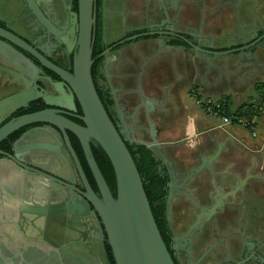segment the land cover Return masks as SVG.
<instances>
[{
  "label": "flooded vegetation",
  "instance_id": "af4514ba",
  "mask_svg": "<svg viewBox=\"0 0 264 264\" xmlns=\"http://www.w3.org/2000/svg\"><path fill=\"white\" fill-rule=\"evenodd\" d=\"M200 1L204 8L196 15L202 28L206 2ZM247 1L251 0H218L215 6L221 11L223 4L230 5L236 13L237 6ZM184 2L190 4L188 0H92L87 12L86 0H0V101L21 91L32 96L25 105L12 111L0 108V128L24 114L44 109L59 110L63 116L84 124L79 118L82 109L70 83L47 64L73 75L75 56L88 35L93 83L109 117L127 144L145 146L156 159L155 170L163 181V194L155 205L164 215L162 238L168 251L175 264H182V259L185 264H209L207 260L217 259L213 249L226 239L208 242L210 237L218 235L216 216L236 213L239 207L243 211L254 209V205L248 204L251 181H258L260 175L252 173V163L238 165L233 159L224 165L220 163L223 152L234 140L231 135L220 139L216 134L206 133L184 152L170 151L173 143L188 138L182 136L171 141L169 136H162L182 116L175 86L180 87L183 76L172 73L168 61L162 62L151 80L156 94L145 92L143 76L155 59L169 58L172 52L180 51L184 58L194 57L190 67L187 62L183 64L187 73L185 81L192 79L198 85L205 84L206 73L214 71L211 83L222 85L232 80L243 83L264 70V26L241 18L235 22L233 34L208 38L202 30L184 32L169 21L170 13L175 16L183 11ZM112 4L117 7L113 8ZM197 7L195 1L189 9L196 12ZM206 7L209 12L216 9ZM114 19H119L116 30L112 26ZM169 29L175 34L155 33ZM177 31L199 45L212 43L216 50L229 51L214 54L209 60L205 53L179 37ZM143 32L146 34L137 35ZM10 35L20 38L24 46L12 44L7 39ZM150 39L154 42L140 51V42ZM126 44L133 55L134 68L130 71L124 67ZM237 47L243 48L235 50ZM198 62H203V66H197ZM208 88L212 89L205 87ZM40 93L53 96L54 104H47ZM67 134L75 150L72 139L76 137L69 130ZM154 139L158 146L143 143ZM31 140L45 144L29 146L27 141ZM217 149L219 153L212 157ZM199 165L200 170L185 179ZM85 175L95 195L102 200L92 175L91 178L86 172ZM0 183L20 199L16 205L0 194V211L5 206L3 203L9 202L5 207L9 215L0 216V239L4 244L1 247L11 260L8 264H116L105 226L93 202L84 195L86 189L59 128L43 121L33 122L2 138ZM22 201L33 206L32 210L22 209ZM56 205L60 209L57 213ZM213 205L215 210L207 214ZM39 208L45 210L37 213L34 209ZM198 219L199 224L192 228ZM212 220L211 231L207 236L202 234ZM263 225L258 221L252 225L254 239L262 238L260 243L250 241V236L239 238L246 246L235 256L240 258L230 264L259 257L258 247L264 246ZM245 228L246 223L243 231ZM230 250L224 246L217 264L230 260ZM258 260L264 264V259Z\"/></svg>",
  "mask_w": 264,
  "mask_h": 264
},
{
  "label": "water",
  "instance_id": "95a60500",
  "mask_svg": "<svg viewBox=\"0 0 264 264\" xmlns=\"http://www.w3.org/2000/svg\"><path fill=\"white\" fill-rule=\"evenodd\" d=\"M91 1L92 0H86L87 12L91 5ZM87 24H89V22H87ZM165 32L175 34L171 29L167 31L158 30L155 33L162 35ZM176 33L179 37L183 38L188 45L205 53V58L209 60L210 58H213L214 54L229 51L227 49L222 51L216 50L212 43L206 44L204 42L199 45L186 38L180 32L177 31ZM145 34L146 32L137 35ZM8 37L9 38L7 39H9L12 44L19 47L24 46L20 38L17 36L10 35ZM128 38H125L124 40ZM204 39L208 40L206 38ZM8 47L13 51L11 46ZM241 48L243 47H237L235 50ZM47 65L61 74L70 83L82 109V115H80L79 118H81L84 124H78L63 116L59 110L44 109L24 114L3 125L0 128V140L15 129L33 122L43 121L59 128L64 136L65 145H67V148L71 153V157L84 184V188L86 189L84 195L93 202L105 226L116 264H175L153 217L144 190L142 177L127 147L125 138L121 135V131L118 130L109 117L94 86L91 75L92 58L88 35L84 41L81 42L75 56L73 75L67 74L63 72V70L49 64ZM39 96H41L47 104H54L53 102L56 100L53 96L47 95L46 93H40ZM30 99H32V96L28 92L21 91L1 100L0 108L12 111L25 105ZM55 104L59 105V103ZM67 130L71 131L79 141L85 161L101 194L102 200L95 195L89 185L80 160L69 141ZM34 142L35 141L33 140L29 142L27 141L29 146L45 144L43 142L41 144ZM91 143L99 145L111 163L115 178V196L112 195L109 186L96 163L91 150ZM143 143L150 147L159 145V142L156 139L151 143ZM61 146H64V144H61ZM218 153L219 149L216 150L212 157H215ZM200 168L201 165L192 169L185 179L193 175L194 172L199 171ZM0 194L7 201H12L16 203V205L20 202V199L13 197L1 185V183ZM8 203L9 202L3 203L5 206H3V210L0 211V216L3 218H6L9 215L8 211L5 209ZM82 204L85 207L87 205L85 201H82ZM58 206L59 205H56V207H54L56 213L60 210L57 208ZM21 207L25 211H30L33 206L22 201ZM34 210L38 213L40 210L43 212L45 209L39 208ZM214 210L215 205L209 208L207 214ZM3 222L5 224L6 220L4 219ZM199 222L198 219L192 228L196 227ZM2 230L4 231V229ZM1 245L4 244H2V240L0 239V264L11 263L10 258L3 252ZM105 257L106 256L103 253V258L106 260Z\"/></svg>",
  "mask_w": 264,
  "mask_h": 264
},
{
  "label": "rangeland",
  "instance_id": "374dc122",
  "mask_svg": "<svg viewBox=\"0 0 264 264\" xmlns=\"http://www.w3.org/2000/svg\"><path fill=\"white\" fill-rule=\"evenodd\" d=\"M188 1L190 4L187 9L185 7L187 6V3L186 2L183 3L182 13L186 14V16H189L193 20H195L197 19L196 14H200L202 9L204 8L203 3L200 0H195L198 2V7H197L196 12H192L189 8L191 7V4L193 3L195 4V1L194 0H188ZM204 1L206 3H205V9L203 11L204 12L203 19L208 24L206 31L207 32L211 31L212 33H214V35L222 34V33L231 34L235 30V26H236L235 22H238V19L240 20L241 18L246 19L247 22L257 21V26L259 25L264 26V0H251L247 2H241L237 6L236 13L231 9L230 5L224 6L223 4V7H222L223 9L221 11L220 9H217L215 5L217 4L218 0H204ZM209 5L212 6L213 9L214 8L216 9L214 11L211 10L209 12L206 7ZM153 42H154L153 39L152 40L151 39L142 40V42H140L139 44L141 48L140 51L146 47H149V45L152 44ZM125 50H128L129 52H131L127 44L125 45ZM131 57H133V55H131ZM190 57H191V61H194V57H192L191 55ZM163 58H165L166 60H170V59L172 60V58H175V57L174 55L171 54L169 55V58L168 56H163ZM175 60H178L179 63H181L180 57ZM172 63L175 65L174 67H172L173 65ZM180 65L183 68V65L182 64ZM176 66L177 64H175V62L169 61L168 69H170V71L174 74L181 73V75L183 76L181 77V82H182L181 84L183 85H180V87L177 90H180L183 86H185L182 89L183 92L181 90L180 93L184 95L183 96L184 104L187 106L185 108V113L191 116L195 115L194 119L196 121V127L198 131L195 137L198 138L200 135H203V132L200 130L207 124L205 123L203 118L200 116V113L196 109H194L192 105L188 104V102H190L193 105H195L193 94L201 95V93L198 92L199 90H195V88H193V87H198L197 86L198 83H194L192 79H190L189 81L188 80L185 81L186 78L184 77L186 76L187 73L184 72V68L183 69L178 68L179 66L176 68ZM154 67L155 66H152V69H150L151 75H153V78L156 76V71ZM133 68H134V64L131 63L130 69L128 71L132 70ZM263 83H264V70L257 77L248 78L243 83H240L239 81L233 82L232 80L230 83L226 82L220 85V87L213 89L215 91L212 92L214 94V95L212 94L213 95L212 97L214 96L227 97L228 100L230 98L231 106L238 105L244 102H252V101L257 103L259 102V96H261L257 90V85H261ZM206 90H209V89H206ZM235 92L237 93L235 94ZM244 92H245V95L243 94ZM205 94H209V92L207 93L205 91ZM232 96H233V99H231ZM185 97L188 98L187 103H186ZM245 98H247V101L244 100ZM213 118L214 120L217 119L216 117H213ZM183 123H185V121H183ZM259 123H260V129L255 138L247 135V133H239V135L237 136L236 134L233 133V135L236 136L234 139L235 141L233 140L232 145L228 147L227 150L229 153L228 154L226 153V156L225 157L222 156L220 159L221 164L229 162L230 161L229 159H233V161L235 160L234 162H237L236 164L238 165L240 164L243 165L244 163H247L248 165L250 163L254 164L252 173H257L260 175V179L258 181H254V180L251 181L252 193L249 195L248 204L254 205V209L245 208V211H243L242 208L239 207L236 210V213L224 214V215L221 214V216L220 215L216 216L215 223H216V227L218 228V235L216 236L213 235L215 238L210 237L208 242H213L216 238L220 239V238L226 237V239L222 242V245L213 249L214 257H217V259L207 260L206 263L211 262L209 264H212V263L217 264L218 261L221 260L222 258L224 246H226L227 248L229 247L231 248L230 250L231 258L225 264H230L232 262H235L238 258H240V255L236 258L235 256L238 253H240L243 247L246 246V244H244L239 239L240 237L245 238L244 235L247 237L250 236L252 238L251 239L248 237L250 241L252 240V241H255L256 243L258 242L260 243V241H262V238H258V240L254 239L255 236H254V232L252 231L253 229L252 225L254 221H258L260 225L264 223V112L261 114ZM226 134H229V133L226 132ZM242 211L244 213H242ZM241 219H245L246 222L242 221ZM213 223H214L213 220L208 222L205 225V228L202 234L207 236V233L211 231L210 229ZM245 223H246V228L243 231L242 228L245 225ZM228 234H232V235H228ZM257 251H258L259 257H255L256 259L254 260L249 259L246 262L244 261L243 263H241L240 261L237 264H259L258 259L260 260L261 258L264 259V246L260 245ZM182 264H185V260L183 259H182Z\"/></svg>",
  "mask_w": 264,
  "mask_h": 264
},
{
  "label": "crops",
  "instance_id": "0c3cea01",
  "mask_svg": "<svg viewBox=\"0 0 264 264\" xmlns=\"http://www.w3.org/2000/svg\"><path fill=\"white\" fill-rule=\"evenodd\" d=\"M111 6L113 8H116L117 7L116 5H113V4ZM188 6H189V4L187 6H185L186 9L188 8ZM169 21H171L175 25L179 26V28H181V30L184 31V32H189V31H192V30H196V31L197 30L198 31H201L202 30L201 32L204 34L203 35L204 37L211 38V37H214L215 36L214 33H212L211 31L210 32H207L206 31L208 24L206 23L205 20H203L204 25L201 28L199 26V23H198L199 20L198 19L193 20L191 17L186 16V14H183L182 12L179 15H175V16H173L170 13ZM118 25H119V19H114L112 21V26H113V28L115 30H116V28H117ZM123 52H124V55H125V57H124V67H125L126 71H128L130 69L131 63H133L132 62V57H131V52H129L128 50H125ZM171 54L174 55V57H175V58H172V60L171 59L170 60H166L165 58L160 57L157 60L153 61L150 65L147 66V68H146L147 71L145 72V75L143 76V82L142 83H143V87L145 89V92H147L148 94H156V92H157L156 89L153 86L154 85L153 82L151 81V80L154 79V78L152 79L153 76L151 75V70H150V69H152V66H155L154 68L156 69V67L157 66L159 67L160 64H162V62L173 61V62H175V64H177L176 68L179 66L178 68L183 69L184 67L182 68V66L180 64L183 65L184 62H187V63L191 62V57L188 56L187 58H184V56H183L184 54L182 52H180V51H174ZM179 57H180L181 63H179L178 60H175V59H178ZM178 63H179V65H178ZM188 65H189L188 67H190L191 63H189ZM174 66L175 65L173 64L172 67H174ZM197 66L202 67L203 66V62H198ZM211 69L213 70V68H211ZM206 74L207 75H206V79H205V84L204 83H199V85H197L198 86V89L197 90L200 91L201 96L202 95H209V96L211 95V96H213L214 94L212 92L215 91L213 89L220 87V83H217V84L216 83L215 84L214 83H211L213 81V78H214V71H211V72L209 71ZM206 82H208V83H206ZM181 83L182 82H180L178 85H182ZM184 87L185 86H183L180 90H177V94L180 96L181 105H182V108H183L182 116L180 118L178 117L177 118V121L173 122V125L169 126L168 127L169 129L165 130L164 133H162L163 134L162 136H167V137L169 136V139H172L171 141H177V139H179L182 136H187L188 138H187V141L184 139V140H178L177 143H173L169 147L170 148V151H172V150H178V151H183L184 152L185 150H187V147L192 146L193 143L196 140L199 141L202 138H204V136L206 135V133L216 134V135H218V137L220 139H224L229 134L230 135L232 134V138L235 139V137L237 135H239V133H247V135L251 136L250 133L247 131V129H245L244 127H242L241 125H239L237 123L227 125L226 126V130H223V129H220V128L216 127V124L218 122L217 119L214 120L213 117H210V116L206 115L201 110V108L198 107L196 104L193 105L192 103L188 102V98H186L187 97L186 96L185 97L186 98L185 99L186 100V103L188 102V104L192 105V107L194 109H196L200 113V116L203 118V120L207 124V125H205L200 130V131L203 132V135H200L198 138L195 137V135H197V132H198L197 131V127H196V121L194 119L195 115L194 116L193 115L191 116V115H188L187 113H185V108L187 106L184 104V100H183V96L184 95L182 93H180L181 90ZM205 87H211L212 89L208 88L209 90H206ZM175 88L178 89L179 87L175 86ZM205 91L207 93L209 92V94H205ZM182 92H183V90H182ZM236 93L237 92H235V94ZM243 94L245 95V92ZM214 97L215 98H221V97H216V96H214ZM231 99H233V96L231 97ZM244 100L247 101V98H245ZM229 104H230V98H229ZM230 106H231V104H230ZM233 106L236 107L237 105H233ZM233 106H231V107L232 108H235ZM183 121H185V123H183ZM259 129H258V131H259ZM226 132H228L229 134H226ZM233 133L236 134V136H234ZM255 137H253V138H255ZM227 149H228V147H227ZM226 151L223 152V156L224 157L226 156V153L227 154L229 153L228 150H226ZM222 165H224V163H222Z\"/></svg>",
  "mask_w": 264,
  "mask_h": 264
},
{
  "label": "trees",
  "instance_id": "16d2710c",
  "mask_svg": "<svg viewBox=\"0 0 264 264\" xmlns=\"http://www.w3.org/2000/svg\"><path fill=\"white\" fill-rule=\"evenodd\" d=\"M257 90L261 96H259V102H244L237 105L235 108H232L229 104L227 97H221L222 111L225 114H234V115H244L247 118H254L257 120L260 119L261 114L264 112V83L257 85ZM235 120V119H233ZM72 144L75 148V151L78 154V157L83 165V168L91 178L89 169L87 168L86 162L83 157V153L77 138L72 139ZM127 147L136 163V166L139 170V173L143 180V186L145 193L147 195L150 208L157 224V227L160 231L161 236L164 238V215L155 205L157 199L163 194V181L157 176L155 170L156 159L151 154V152L143 145H129ZM91 150L93 156L96 160V163L103 174L104 179L106 180L109 188L115 195V178L111 163L99 145H91Z\"/></svg>",
  "mask_w": 264,
  "mask_h": 264
},
{
  "label": "built area",
  "instance_id": "2783aa9c",
  "mask_svg": "<svg viewBox=\"0 0 264 264\" xmlns=\"http://www.w3.org/2000/svg\"><path fill=\"white\" fill-rule=\"evenodd\" d=\"M194 103L210 117L217 118L216 127L226 130L229 124L237 123L247 129L252 137L257 135L260 128L259 119L247 118L244 115L225 114L222 111L221 98H215L209 95L193 94ZM235 119V120H233Z\"/></svg>",
  "mask_w": 264,
  "mask_h": 264
}]
</instances>
